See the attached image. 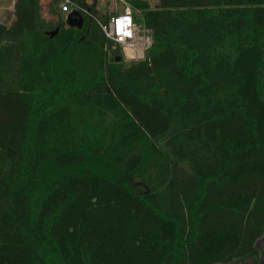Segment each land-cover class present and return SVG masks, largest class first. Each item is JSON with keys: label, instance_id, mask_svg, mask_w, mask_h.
Segmentation results:
<instances>
[{"label": "trees", "instance_id": "trees-1", "mask_svg": "<svg viewBox=\"0 0 264 264\" xmlns=\"http://www.w3.org/2000/svg\"><path fill=\"white\" fill-rule=\"evenodd\" d=\"M130 2L153 39L130 66L81 10V29L0 22L17 61L0 87V264H259L264 0Z\"/></svg>", "mask_w": 264, "mask_h": 264}, {"label": "rangeland", "instance_id": "rangeland-1", "mask_svg": "<svg viewBox=\"0 0 264 264\" xmlns=\"http://www.w3.org/2000/svg\"><path fill=\"white\" fill-rule=\"evenodd\" d=\"M143 1H147L151 7H154L159 0ZM86 2L94 6L95 10L92 12L100 20H104L106 16L111 17L122 13L127 7H130L138 26L137 36L133 48L126 51L122 47V59L124 58L125 64L130 66L132 63L144 60L147 57L153 44L152 32L144 27L141 22V11L135 9L130 0H86ZM61 3L60 1L58 6H55L53 0H0V22L4 27L17 28L19 25L23 28H26V26L53 28L58 20L66 19L68 15L61 9ZM136 16L139 17L140 21L136 20ZM0 46H2V49L4 48L0 54V87H15L14 82L17 72L15 40L6 33H0ZM149 76L150 72L147 70H143L137 75L141 83H144ZM58 169H60V166L55 162L52 160L46 161L41 167L36 186L50 178ZM131 183L133 187L138 189L152 188L155 185L154 174L148 172L137 175L131 179ZM256 246L260 251L258 263L264 264V235L258 239ZM255 260L256 258L249 257L238 259L230 264H255Z\"/></svg>", "mask_w": 264, "mask_h": 264}, {"label": "built area", "instance_id": "built-area-1", "mask_svg": "<svg viewBox=\"0 0 264 264\" xmlns=\"http://www.w3.org/2000/svg\"><path fill=\"white\" fill-rule=\"evenodd\" d=\"M61 9L67 14L73 10L79 12L81 10L97 22L108 39L120 45L126 51L129 48H133L138 26L134 18L133 10L130 7H127L122 13L112 15L107 21L100 20L91 10L79 6L73 0H62Z\"/></svg>", "mask_w": 264, "mask_h": 264}, {"label": "water", "instance_id": "water-1", "mask_svg": "<svg viewBox=\"0 0 264 264\" xmlns=\"http://www.w3.org/2000/svg\"><path fill=\"white\" fill-rule=\"evenodd\" d=\"M66 24L69 27H76V28H83L84 24H85V19L84 16L82 15L81 12L77 11V10H73L72 12H70L67 15L66 18ZM59 31V28H57L56 30L49 32L51 34L52 37H54ZM122 60V56H117L116 57V61L120 62Z\"/></svg>", "mask_w": 264, "mask_h": 264}, {"label": "crops", "instance_id": "crops-1", "mask_svg": "<svg viewBox=\"0 0 264 264\" xmlns=\"http://www.w3.org/2000/svg\"><path fill=\"white\" fill-rule=\"evenodd\" d=\"M14 20V19H13ZM127 55H128V52H127Z\"/></svg>", "mask_w": 264, "mask_h": 264}]
</instances>
